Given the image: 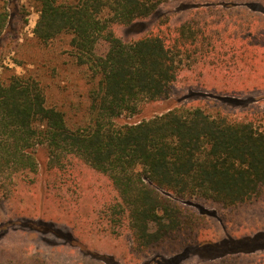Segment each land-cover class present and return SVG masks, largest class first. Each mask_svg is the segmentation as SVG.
<instances>
[{
    "label": "trees",
    "instance_id": "trees-1",
    "mask_svg": "<svg viewBox=\"0 0 264 264\" xmlns=\"http://www.w3.org/2000/svg\"><path fill=\"white\" fill-rule=\"evenodd\" d=\"M34 1L36 39L48 44L70 36L76 63L86 69L88 119L70 127L64 112L47 105L37 79L0 74V197L11 199L23 178L38 186L42 148L47 173L60 184L78 188L82 166L109 180L117 196L102 214L115 228L112 234L129 229L136 253L166 255L179 245L181 254L203 257L197 264H264V225L261 233L239 234L243 218L253 221L249 211L264 206V127L257 126L264 122V109L251 104L236 115L215 99L142 116L147 106L172 96L181 72L222 48L217 27L223 20L197 15L172 26L167 14L148 35L127 42L116 25L150 19L162 4L178 0ZM253 18L230 24L243 27L242 20ZM9 20V11L0 8V39ZM256 35L251 30L243 35V44L233 49L241 50L237 61L211 59L200 68L227 79L223 92H250L248 83L260 80L252 76L262 65L258 42L249 41ZM233 64L248 75L241 85L235 84ZM133 117L138 119L118 124Z\"/></svg>",
    "mask_w": 264,
    "mask_h": 264
},
{
    "label": "rangeland",
    "instance_id": "rangeland-1",
    "mask_svg": "<svg viewBox=\"0 0 264 264\" xmlns=\"http://www.w3.org/2000/svg\"><path fill=\"white\" fill-rule=\"evenodd\" d=\"M208 6L213 8H206ZM2 7L9 11L10 20L7 31L0 39V74L16 73L34 77L45 90L47 105L64 112L70 127L82 125L88 119L90 85L86 69L78 66L73 56L71 37L61 36L48 44L40 43L34 34L39 19L34 0H0ZM167 14L171 15L172 26H178L197 15L208 17L209 21L223 20L221 26L217 27L223 36L222 48H217L216 55L210 53L209 58L192 64L195 71L189 67L181 72L173 85L172 96L165 102L147 106L142 116L161 113L177 105L211 103L215 99L236 115L251 104L264 109V0L171 1L162 4L154 17L132 26L116 25L115 31L124 41H135L148 35L161 17ZM251 15H254L253 22L244 24L245 20H242L243 27L230 24L231 19H250ZM250 30L257 34L249 41L254 44L258 42L256 47L259 46L261 51L258 61L262 63L258 64L257 74L252 76L255 80L259 75L261 78L255 83L247 81L254 92L240 89L242 91L237 96L225 93L223 90L227 79H217L218 74L213 75L200 68L210 65L211 59L215 62L226 58L237 61L241 50L235 54L233 49L243 44V35ZM235 34L239 36L238 40L233 39ZM233 66L236 83L232 81L241 85L248 75L240 73L242 65ZM226 76H229L228 72ZM259 90L262 91L257 92ZM137 119L121 118L118 124ZM257 126L264 127V122ZM38 153L41 163L38 186H30L23 178L18 181L17 192L11 199L0 197V264H197L203 259L192 254H181L179 245L166 255L159 250L148 256L136 253L129 229L117 228V233L112 234L115 228L105 221L102 214L109 199L117 196L109 180L82 166L84 178L80 180L78 188L60 184L56 176L47 173L44 149L39 148ZM192 201L213 211L202 200ZM263 208L255 206L249 211L250 215H247L252 216L253 221L243 218L239 234L261 233ZM232 220L235 223L238 218L233 215Z\"/></svg>",
    "mask_w": 264,
    "mask_h": 264
}]
</instances>
